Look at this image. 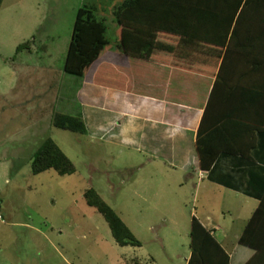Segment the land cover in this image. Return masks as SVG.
Masks as SVG:
<instances>
[{
	"label": "rangeland",
	"instance_id": "rangeland-1",
	"mask_svg": "<svg viewBox=\"0 0 264 264\" xmlns=\"http://www.w3.org/2000/svg\"><path fill=\"white\" fill-rule=\"evenodd\" d=\"M112 2L0 0V264H187L191 223L202 203L191 196L193 187L177 185L183 173L97 130L84 135L51 122L55 111L81 116L82 80L64 69L78 8H105L98 17L115 44L117 23L105 6ZM48 137L76 173H32V156ZM89 189L141 247L118 245L86 201ZM223 204L214 198L205 206L219 214Z\"/></svg>",
	"mask_w": 264,
	"mask_h": 264
},
{
	"label": "crops",
	"instance_id": "crops-1",
	"mask_svg": "<svg viewBox=\"0 0 264 264\" xmlns=\"http://www.w3.org/2000/svg\"><path fill=\"white\" fill-rule=\"evenodd\" d=\"M123 1L107 3L106 9L113 12ZM160 53L161 58L184 57ZM257 53L264 54V40H258ZM219 69L209 77L200 68L173 67L110 52L96 72L114 71V79L104 84L95 79L96 72L81 79L80 115L87 132L97 130L101 138L146 151L181 171L177 185L194 188L191 196L202 203L200 215L194 217L227 251L229 264H264V253L240 243L264 194V73L231 66L225 70L226 85L215 87ZM210 99L205 128L211 131L219 156L206 171L200 166L197 141ZM214 198L224 203L219 214L205 206Z\"/></svg>",
	"mask_w": 264,
	"mask_h": 264
},
{
	"label": "trees",
	"instance_id": "trees-1",
	"mask_svg": "<svg viewBox=\"0 0 264 264\" xmlns=\"http://www.w3.org/2000/svg\"><path fill=\"white\" fill-rule=\"evenodd\" d=\"M98 11V6L91 3L79 7L76 13L64 69L80 79L94 75L110 52L173 67L200 68L209 77L220 66L215 87L226 85L225 70L231 66L243 65L252 67L253 72L264 73V54L257 53L258 40H264V0H124L113 9L118 24L115 44L109 41L108 26L105 19L98 17ZM162 51L184 57H158ZM96 74L95 79L104 84L114 79V71ZM210 106L211 99L197 141L200 166L206 171L212 169L219 156L210 140L211 131L205 128ZM51 122L57 128L87 134L82 116L55 111ZM52 169L61 175L77 171L72 160L48 137L32 156V173L37 175ZM261 196L262 201L240 243L264 253V227L260 231L264 221V194ZM84 197L104 216L118 245L142 246L96 190H87ZM190 235L188 264H229L227 251L196 217L192 219Z\"/></svg>",
	"mask_w": 264,
	"mask_h": 264
},
{
	"label": "built area",
	"instance_id": "built-area-1",
	"mask_svg": "<svg viewBox=\"0 0 264 264\" xmlns=\"http://www.w3.org/2000/svg\"><path fill=\"white\" fill-rule=\"evenodd\" d=\"M0 219H1V216H0Z\"/></svg>",
	"mask_w": 264,
	"mask_h": 264
}]
</instances>
